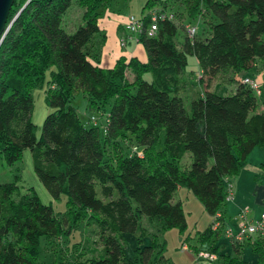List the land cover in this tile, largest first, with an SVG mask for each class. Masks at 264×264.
<instances>
[{"label":"trees","instance_id":"trees-1","mask_svg":"<svg viewBox=\"0 0 264 264\" xmlns=\"http://www.w3.org/2000/svg\"><path fill=\"white\" fill-rule=\"evenodd\" d=\"M74 2L85 9L84 24L68 34L62 23ZM113 2L15 0L6 29L13 23L0 45V160L16 165L35 141L33 91L46 86L54 111L33 145L34 170L55 200L66 196L67 211L59 216L32 188L15 199L20 175L14 182L0 183V264H40L41 240L71 234L83 220L100 227L105 256L78 259V264L159 262L166 242L158 244L155 235L150 246L141 248L148 236L143 221L184 234L185 210L174 198L185 188L213 219L220 215L222 225L230 180L241 174L256 148H264L258 97L237 80L258 60L264 61V0H149L141 16L145 27L154 10L175 19L168 11L181 5L191 21L210 27V37L187 35L179 48L174 19L161 20L154 36H139L146 62L122 56L114 67L104 68L96 62L94 37L101 32L100 15ZM190 56L206 89L188 97L187 111L182 89L188 85ZM220 76L238 83L234 95L210 90ZM79 93L88 110L107 115L103 134L97 124L87 127L69 105ZM126 142L141 149L143 157L126 149ZM188 153L192 162L184 168ZM212 224L201 242L220 235ZM122 234L138 235L134 263L125 258L118 240ZM251 247L258 257L255 264H264V237L255 236ZM219 261L250 264L228 254H219ZM57 264H66L63 255Z\"/></svg>","mask_w":264,"mask_h":264},{"label":"rangeland","instance_id":"rangeland-1","mask_svg":"<svg viewBox=\"0 0 264 264\" xmlns=\"http://www.w3.org/2000/svg\"><path fill=\"white\" fill-rule=\"evenodd\" d=\"M148 1L149 0H114L113 4L102 12V15L99 17L102 30L94 37L98 52V60L96 62L102 67L108 68L107 66L113 67L115 65L116 61L112 63L110 59L107 60V57L110 54L114 55V53L121 52L124 54L126 53L125 48L118 44L120 40L121 45L124 33L127 32L126 23L131 15L141 17L143 8ZM28 2L23 7H26ZM84 12L85 9L79 7L74 2L64 16L62 28L68 34H73L77 28L84 24ZM168 12L175 15L173 22L178 28L175 42L179 48H182L185 44L188 35L187 27H195L197 29L195 36L197 40H206L210 37V27L201 20L191 21L183 6L173 5ZM122 26H124V29L121 28ZM141 48L144 50L146 55L145 60H147V52L144 46L141 45ZM199 70L196 59L191 56L188 57V67L186 68L185 75L189 81L188 85L190 86H184L182 89V95L186 99L185 106L187 111H190L188 97H193L197 93H201L206 89L204 84H199ZM245 77H252L262 85L261 94L257 95V97L259 105L258 111L264 113V61L258 60L255 67L249 71L242 72L237 76V80L241 82ZM128 78L130 81H133V75L130 72H128ZM150 78V75L146 76L147 80H150ZM228 78V76H220L216 78L211 83V91L219 96L234 95L237 91L238 83L230 82ZM188 87L190 88L189 90ZM46 91V86L39 87L33 91L34 112L32 115V121L37 126L35 141L41 136L45 118L54 111V109L48 105ZM69 105L77 110L80 118L87 127L97 124L100 126L103 134L107 124V115L101 116L98 113H93L88 110L87 100L83 93L77 94ZM35 141L25 148L23 160L16 165L9 167L0 160V183L14 182L15 176L20 175L21 180L18 182L20 191L15 195V199H20L25 194L30 193V189L32 188L39 195L44 204L51 205L56 214L63 216L67 211L66 196H63L60 200H55L45 188L34 170L32 149ZM124 146L131 151L135 145L126 142ZM259 151L260 150H257L249 160L250 162H253L255 166H260L262 162H260V158L261 160L263 159V156L261 155L259 158ZM191 162L192 157L191 154L188 153L182 161V166L184 168L189 167ZM249 176L250 180L253 181V174H249ZM246 190L247 192L241 188V193H239V195H237V191L234 192L235 200L231 203H238L239 206L243 207L237 218L239 219L241 213L246 211V206L250 208V216L260 217L262 212H264V206L257 204L254 193L249 192L247 188ZM241 195L243 196L242 198ZM174 202H181L185 210L188 228L184 234H180L178 229L161 231L162 227L159 222L150 224L146 220L143 221V227L148 231V236L143 240V245L140 246L141 248L150 246L155 235L158 236V244L162 245L166 242V251L162 255L163 259L156 263L155 259H153V264H199L197 256L203 251L216 254V261L212 262V264H222V262L219 261V254H223L221 250H224V254L235 255L232 245L233 241L227 236V231H225V229L221 230V234L218 237L211 238L208 242L203 243L199 240L201 234L211 226L214 219L205 211L204 206L190 191L185 188H180L175 195ZM231 203L227 202L226 206L231 205ZM102 236L98 225H88L87 220H83L76 228L72 229L71 234L56 239L43 238L41 240L39 263L57 264V261L62 255L66 264H78V259L81 262H86L92 258H103L105 255L103 251ZM118 240H120L124 246L125 258L127 261L134 263L135 252L138 247V235L122 234L121 237L118 236ZM245 242L248 243V240ZM214 246L219 248L217 253L212 250V247ZM241 249L240 255H237L238 258L243 259L250 264H255L257 262L258 257L249 244H243V248Z\"/></svg>","mask_w":264,"mask_h":264},{"label":"built area","instance_id":"built-area-1","mask_svg":"<svg viewBox=\"0 0 264 264\" xmlns=\"http://www.w3.org/2000/svg\"><path fill=\"white\" fill-rule=\"evenodd\" d=\"M151 20L148 27H145V21L142 17H136L131 15L126 23L127 34L121 41V46L123 48H127L132 42L138 43V39L140 35L144 33L149 37L154 36L156 31L158 30V23L161 20L169 19V21H173L174 16L171 14H167L161 10H154L151 13ZM187 33L190 39L195 38L197 29L195 27H187ZM241 83L250 88L256 95L261 94L262 85L257 82L252 77H245L241 80ZM93 121V120H92ZM132 154H137L140 157H143V152L138 147L132 148ZM234 198V187L231 183H229L228 187V196L227 202L232 201ZM247 210L243 211L239 217L238 222V231L234 233L232 229L227 231V236L230 237L235 244H242L247 239L255 237V236H263L264 237V212L260 215L259 219L256 221L249 220L247 217ZM220 215L214 217V222L212 224L213 231H218L221 227V223L219 221ZM184 248V246H183ZM216 254L200 252L197 256V261L199 264H212V262L216 261Z\"/></svg>","mask_w":264,"mask_h":264},{"label":"crops","instance_id":"crops-1","mask_svg":"<svg viewBox=\"0 0 264 264\" xmlns=\"http://www.w3.org/2000/svg\"><path fill=\"white\" fill-rule=\"evenodd\" d=\"M99 25H100V21H99ZM122 29H124V26L121 27ZM100 29H101V26H100ZM102 30V29H101ZM124 31V30H123ZM127 34L124 33V36L125 37ZM119 46L120 45V40H119ZM130 48V50H129ZM122 49V47H121ZM125 51L126 53H114V55L110 54L108 57H107V60L110 59V61L112 63H114L115 61L117 62L118 59L122 56H126L128 58H131V57H137L139 58L142 62H146L147 60H145V52L144 50L141 48V44L139 43H136V42H132L127 48H125ZM116 52V51H115ZM106 60V61H107ZM108 63V61H107ZM197 63V62H196ZM116 64V63H115ZM101 66V65H100ZM115 66V65H114ZM113 66V67H114ZM198 66V65H197ZM108 68H112V67H109L107 66ZM106 68V67H104ZM200 70H199V75H200ZM240 75V74H239ZM238 75V76H239ZM201 76V75H200ZM186 77V76H185ZM186 80H187V77H186ZM188 81V80H187ZM189 82V81H188ZM191 83V82H190ZM190 86V85H188ZM190 88L188 87V90ZM211 89H212V86H211ZM210 89V90H211ZM257 150H260L258 156L260 158V155L263 156V159L261 160L260 158V162H261V165L260 166H255L253 164V162H250V158L251 156L257 152ZM249 174H253V181L250 180V176ZM264 148L261 149V148H256L252 154L250 155L247 163H246V166L244 167L243 171L241 172V174L237 177H234L230 180V183L233 185L235 191H237V195H239V193H241V188L247 192L246 188L249 190V192H252L254 193V196L256 197V202L257 204H259L260 206H264ZM249 184H248V183ZM243 196L241 195V198ZM235 200V195H234V198L232 201H229L228 203H233ZM229 205V206H226L225 208V220L224 222L222 223L220 229L218 230L221 234V230L225 229V231H228L229 229H232L234 233H237L238 229H237V223L239 222L237 216L239 215V213L242 211L243 207L239 206L238 203L236 204H232ZM246 210H247V217L249 218V220H252V221H256L257 219H259V217L257 216H250L249 215V212H250V208L248 206H246ZM263 213V212H262ZM228 222H227V221ZM254 238L255 237H252V238H249L247 239L248 240V243L244 242L242 244H235V243H232L233 245V249H234V253L235 255H232V256H237V255H240L241 253V248H243V244H249L251 246V244L253 243L254 241ZM215 247V246H214ZM221 249V248H220ZM221 252L224 254V250H221ZM230 255V254H228Z\"/></svg>","mask_w":264,"mask_h":264},{"label":"water","instance_id":"water-1","mask_svg":"<svg viewBox=\"0 0 264 264\" xmlns=\"http://www.w3.org/2000/svg\"><path fill=\"white\" fill-rule=\"evenodd\" d=\"M14 3L15 0H0V45L13 23L12 22L6 29V25L8 23V19Z\"/></svg>","mask_w":264,"mask_h":264}]
</instances>
